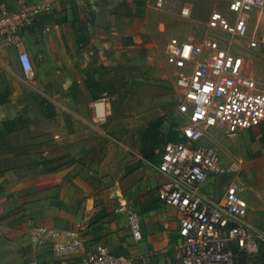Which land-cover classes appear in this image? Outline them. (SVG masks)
<instances>
[{
  "label": "rangeland",
  "instance_id": "rangeland-1",
  "mask_svg": "<svg viewBox=\"0 0 264 264\" xmlns=\"http://www.w3.org/2000/svg\"><path fill=\"white\" fill-rule=\"evenodd\" d=\"M17 1L6 0L5 5L12 7ZM229 1L169 0L163 9H158L156 0H58L56 12L47 13H51L48 22L55 31L51 33L50 55L47 58L40 55L33 67V81L21 82L40 88L37 94L47 120L60 115L69 120L74 114L71 112L88 118L90 126L87 125L86 131H72V153L83 148L86 162L101 166L96 171L99 177L94 178L100 189L117 186V180H122V194L138 210L146 237L155 236L160 245L166 242V249L175 248L179 243V213L159 200L162 178L158 165L165 144L178 137L184 124V117L179 113L183 94L175 82L176 70L167 62L166 48L173 37L192 36L202 43L212 12L225 11ZM183 6L192 7L191 20L180 17ZM76 8L80 22H74ZM81 23L89 26L87 37L82 45L75 41L71 47L68 34L82 35ZM56 27L61 28L60 34ZM261 32L264 34V27L254 30L253 34L261 36ZM58 43H64L68 57L82 56L78 63L82 71L80 82L63 75L61 70L69 63L65 64L56 51ZM243 56L264 85L262 52L253 49ZM5 60L4 69H16L13 55L7 54ZM54 88H59L64 97L59 103L53 101ZM68 96L73 97L70 102ZM86 98L87 105L83 102ZM100 99L106 100L108 115L105 121L96 122L91 105ZM44 127L52 128L51 125ZM204 143L220 152L224 168L232 162L239 166L236 173L210 181L204 189L218 198L222 195V186L238 178L247 199L246 192L255 182L246 166L248 146L241 142V137L225 138L214 130H207ZM115 193V189L110 191L109 203L103 198L96 202L99 211L93 223H99L100 230L108 224L115 225L122 242L133 249L127 215L121 211L120 195ZM164 218L169 220V230L164 228ZM256 229L264 232V218ZM239 264H264V243L258 255L244 257Z\"/></svg>",
  "mask_w": 264,
  "mask_h": 264
},
{
  "label": "built area",
  "instance_id": "built-area-1",
  "mask_svg": "<svg viewBox=\"0 0 264 264\" xmlns=\"http://www.w3.org/2000/svg\"><path fill=\"white\" fill-rule=\"evenodd\" d=\"M56 1L18 0L14 9L1 7L0 45L22 50L24 33L51 12ZM168 1L156 0V7L163 9ZM258 11H264V0H231L225 11L212 12L202 43L192 36L173 37L166 48L183 94L179 113L184 117L178 137L165 144L158 165L163 178L159 200L181 214L180 244L167 264H239L241 258L261 252L264 232L247 222L249 203L240 179L225 183L217 200L202 190L206 183L239 170L234 162L222 166L220 152L204 143L207 130L231 139L264 124V85L243 56L264 43V37L251 34L249 18ZM179 15L191 20L192 7L183 6ZM19 59L27 76L34 78L28 53L20 51ZM93 110L96 122L105 121L106 100L94 102ZM127 222L134 241H142L140 214L129 209ZM29 238L35 247H49L64 264L77 259L81 264H136L128 256L115 255L106 244L88 246L80 228L32 221Z\"/></svg>",
  "mask_w": 264,
  "mask_h": 264
},
{
  "label": "crops",
  "instance_id": "crops-1",
  "mask_svg": "<svg viewBox=\"0 0 264 264\" xmlns=\"http://www.w3.org/2000/svg\"><path fill=\"white\" fill-rule=\"evenodd\" d=\"M57 1L51 13L56 12ZM5 2L6 0H0V8L6 6ZM15 6L6 7L14 9ZM50 14L40 16L35 25L23 35L22 50L30 56L33 67L40 55L45 58L50 55L51 33L55 32L48 22ZM249 20L251 34L256 29L261 30L264 27V11L254 12ZM56 28L60 34L61 28ZM261 33L263 37L264 34ZM68 36L71 47L75 41L82 45L78 43L76 34L74 36L69 33ZM22 50L0 45V264H64L52 255L49 247H35L31 243L29 224L32 221L62 229H83L88 246L106 244L115 255L128 256L136 264H167L169 257L179 247L180 237L175 248L166 249V242L160 245L156 243L155 236L146 237V230L142 225L143 240L135 242L130 234L133 249H129L128 243L122 242V235L115 231V225L108 224L107 228L100 230L99 223H93L99 211L96 202L103 198L109 203L112 189L116 190L115 195H120L122 212L127 215L129 209L138 210L124 198L121 179L117 180V186L100 189L94 178L99 177L96 171L101 166L89 165L83 148L76 154L72 153V131H86L87 125L90 126L88 118L81 117L76 112H71L74 114L69 120L61 115L51 120L44 117L41 98L37 94L41 92L40 88L21 84L25 79H30L20 63L19 55ZM259 50L264 55V43ZM56 51L60 52L65 64L69 63L61 70L63 75L80 82L82 71L78 63L82 56L75 54V57H68L64 43H58ZM7 54L13 55L16 69L6 70L2 67ZM34 79L35 73L30 80ZM52 93L54 102L59 103L64 98L59 88L52 89ZM71 99L73 97L68 96L69 102ZM83 102L87 105L89 99L86 98ZM91 107L94 117L93 103ZM45 125H51L52 128L45 129ZM237 137H241V142L248 146L245 153L246 166L255 177L254 185L246 192L249 203L247 222L259 228L264 218V124L253 130L243 131ZM103 173L101 171V175ZM204 186L203 192L217 200ZM180 218L179 213V228ZM163 225L166 230L170 229L167 218L163 219ZM101 238L102 241L99 242ZM123 249L125 253H121ZM142 258L146 261L143 262ZM70 264L81 262L77 259Z\"/></svg>",
  "mask_w": 264,
  "mask_h": 264
},
{
  "label": "trees",
  "instance_id": "trees-1",
  "mask_svg": "<svg viewBox=\"0 0 264 264\" xmlns=\"http://www.w3.org/2000/svg\"><path fill=\"white\" fill-rule=\"evenodd\" d=\"M78 14L79 13H78L77 8L74 9V22H80L79 21L80 18H79ZM88 29H89L88 24L81 23L80 31L83 32V34L77 37L78 38V43H82L85 40V38L87 37L85 35H87Z\"/></svg>",
  "mask_w": 264,
  "mask_h": 264
},
{
  "label": "bare ground",
  "instance_id": "bare-ground-1",
  "mask_svg": "<svg viewBox=\"0 0 264 264\" xmlns=\"http://www.w3.org/2000/svg\"><path fill=\"white\" fill-rule=\"evenodd\" d=\"M108 115V113H107V107H106V116Z\"/></svg>",
  "mask_w": 264,
  "mask_h": 264
}]
</instances>
